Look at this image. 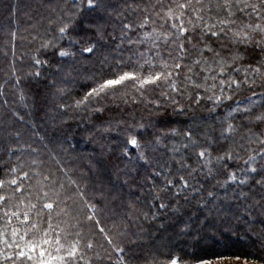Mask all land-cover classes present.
Wrapping results in <instances>:
<instances>
[{
    "label": "snow or ice",
    "instance_id": "snow-or-ice-1",
    "mask_svg": "<svg viewBox=\"0 0 264 264\" xmlns=\"http://www.w3.org/2000/svg\"><path fill=\"white\" fill-rule=\"evenodd\" d=\"M39 9L30 24L31 42L39 44L28 69L16 66L25 57H15L13 30L14 59L0 81V264H84L88 252L94 255L87 264H264V256L226 244L145 254L139 234L127 227L167 220L188 232L218 219L226 230L259 227L264 234V0H42ZM100 55V75L86 77L92 86L55 105L60 124H74L100 145L89 171L112 167V187L91 202L24 139L17 125L25 116L9 107L7 92L43 77L63 100L68 90L55 79L64 69L59 58L83 65ZM72 75L70 69L63 79ZM117 93L123 105L143 106L154 119L129 118L120 103L113 106L119 118L109 115L113 108L104 101ZM19 99L28 108L34 98L21 92ZM202 108L209 116L197 123ZM57 171L67 174L59 161ZM76 195L92 213L83 220L69 213ZM101 200L114 207L111 229L95 218ZM182 207L194 210L196 220ZM86 222L102 242L85 239Z\"/></svg>",
    "mask_w": 264,
    "mask_h": 264
},
{
    "label": "trees",
    "instance_id": "trees-1",
    "mask_svg": "<svg viewBox=\"0 0 264 264\" xmlns=\"http://www.w3.org/2000/svg\"><path fill=\"white\" fill-rule=\"evenodd\" d=\"M37 2V3H36ZM38 2L42 0H0V49L8 51V56L4 57L0 53V81H2L3 75L10 68V62L14 59L11 51L12 45L9 43V33L13 30L17 31V38L15 42V57L24 56L25 62L20 64L19 60L16 61L17 68L28 69V58L34 54L39 41L31 42L33 32L30 31L31 20L37 18L36 12L39 8ZM31 4L35 10L31 12L22 20L20 19V7L23 5ZM36 4V5H34ZM42 11V9H39ZM25 27L24 34H21L22 28ZM7 46V47H6ZM127 55V53H125ZM102 55L95 58V63L85 62L83 65L73 64L71 57L59 58L63 64L64 69L59 76H56L58 87H63L68 90V95L61 99L58 93L47 86V81L42 77L39 81L30 82L26 85H22L20 89L8 90L7 98L9 100V107L18 109L25 116V123L23 125H17L21 128L24 134V139L33 146L41 149V155L46 160V166L56 171L58 178L67 186L70 181H76L81 190L85 191V196L91 201L95 202L99 200V193L101 190L107 192L112 185L109 180H115V176L112 175V167L108 165L107 170H100L99 173L94 169L89 171V163L99 158L101 148L99 144L90 143L86 134L82 129L72 126L62 125L59 123L61 117L56 114L55 105L61 102H70L71 97L76 95H82L83 91L92 86V81L86 79V77L96 74L100 75L99 60ZM70 69L73 70V75L67 81L63 79L65 73ZM51 73H45V76H51ZM103 75H107L105 71ZM23 92L28 97L34 99L26 100L29 105L28 108L23 107L20 102V94ZM122 93H117V99L112 100L109 98L104 101L109 108H113L115 104L120 103L121 109H127L131 116H135L137 121L143 119L144 123H148L149 120H153L143 106H125L120 101ZM3 98H0V112L4 111ZM134 109V111H133ZM109 115L119 118L118 113L113 108L108 113ZM209 113L206 109L202 108L196 113V122L204 123L203 117H208ZM53 117H55V126H53ZM184 120V117L179 118ZM211 119L207 123L211 124ZM173 127L182 128V124H174ZM151 128L145 134L146 138H150L149 133ZM105 145H110V141H102ZM45 145L47 147L45 148ZM113 150L116 149L113 146ZM55 157L53 159L52 157ZM61 162L65 168L66 173L57 171V162ZM80 161V162H79ZM74 162H79L80 166L74 165ZM124 163H120V167H123ZM127 191V190H125ZM69 213L72 216H78L81 220L85 215H92L88 208L84 206L81 198L76 195L73 201H69ZM63 207V205H61ZM59 211V210H57ZM114 207L107 200H101L97 204V211L95 218L100 221L101 226L106 229H111L113 226V213ZM188 212L193 216V220H196L197 214L194 210L182 207L181 213ZM200 218L203 219L202 214ZM187 219V216H184ZM61 221H67L68 217H60ZM57 221H54L56 223ZM165 223L167 226L158 230L161 223ZM61 226H64L61 224ZM130 232L138 233L143 241L140 251L147 254L149 251H163V250H177L184 253L196 252L201 253L205 249L217 248L221 245H229L233 247L234 251L247 253L255 252L259 256H264V234L261 233V229L256 227L255 229H249L247 226L237 228L235 231L226 230L229 225L224 224L218 219H213L209 226H204L197 223L191 231L181 232L179 228L171 225L167 220H158L155 223L151 221H136L127 225ZM83 232L86 240L103 241V236L99 235L96 231V226L91 223H85ZM102 251V249H97ZM94 254L88 252L84 257V264ZM93 264H97L94 260Z\"/></svg>",
    "mask_w": 264,
    "mask_h": 264
},
{
    "label": "rangeland",
    "instance_id": "rangeland-1",
    "mask_svg": "<svg viewBox=\"0 0 264 264\" xmlns=\"http://www.w3.org/2000/svg\"><path fill=\"white\" fill-rule=\"evenodd\" d=\"M35 1V0H34ZM37 3V2H36ZM39 4H38V6H37V8H39V5L41 4L40 2H38ZM34 5H36V4H34ZM35 10V8L29 3V4H27V5H23V6H21L20 7V10H19V12H20V15H19V17H20V19L22 20L23 18H27L28 17V15H31V12H33L34 10ZM27 19H29V18H27ZM34 21H35V19H34ZM33 20H31L30 22H29V24H31V23H33L34 22ZM30 27V26H29ZM30 31L31 32H33V30H32V28L30 27ZM24 32H25V27H23L22 28V31H21V34H24ZM80 162V161H79ZM77 163V162H74V165L76 164V166H80V163ZM113 214V213H112ZM113 216V215H112Z\"/></svg>",
    "mask_w": 264,
    "mask_h": 264
}]
</instances>
